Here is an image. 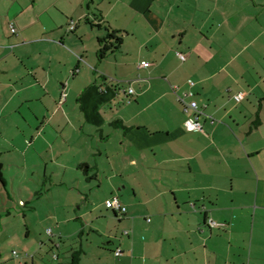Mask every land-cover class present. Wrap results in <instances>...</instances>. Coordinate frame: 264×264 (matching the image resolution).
<instances>
[{
    "label": "crops",
    "instance_id": "1",
    "mask_svg": "<svg viewBox=\"0 0 264 264\" xmlns=\"http://www.w3.org/2000/svg\"><path fill=\"white\" fill-rule=\"evenodd\" d=\"M86 2L0 0V248L16 207L36 210L16 192L45 184L76 192L47 215L66 235L48 245L57 264H264V0ZM100 174L126 207L104 204L119 236L81 209Z\"/></svg>",
    "mask_w": 264,
    "mask_h": 264
},
{
    "label": "rangeland",
    "instance_id": "2",
    "mask_svg": "<svg viewBox=\"0 0 264 264\" xmlns=\"http://www.w3.org/2000/svg\"><path fill=\"white\" fill-rule=\"evenodd\" d=\"M73 20L76 21L75 17ZM16 52L17 51H15V55ZM122 85L126 86V83H122ZM34 105L35 104H33V106ZM88 162L91 165V169L89 170V175H91L94 173L95 164L99 162V159L93 156L89 158ZM21 177L26 179L27 175H21ZM34 177L36 178V174ZM126 180H129V178H124V184ZM100 181L101 184L99 183ZM112 182H121V178H115ZM92 186L93 188H91V190L83 191L85 201L81 205L82 211L89 210L92 206H95L96 210L94 214H96V216H94V219L96 220H93L94 226L105 228L111 237L119 236L121 232H123V229L111 211L105 208L104 205L106 199H109L112 195H117L122 202L119 191H115L109 186V182L106 180V175L104 174H100L97 180L93 179ZM48 188L50 189V185L46 186L44 184L38 185L37 188L32 191L30 190L23 193L16 192V194L22 195L21 197L23 200H28L29 203H27V205L32 202L31 204H34L36 210L28 217L29 219H23L21 215L26 211L24 209L25 207H16L17 209L15 210L18 212V215L15 216V219L10 224L6 225L9 227V232L12 233L13 236H6L1 241L0 264H20V262H22V264H57V261L60 260V257L54 259L53 255L57 254V251L50 252L48 250V245L50 241L56 242L58 240V235H60L61 238H64L66 235H62L58 232L56 221L54 219H48L47 215L52 214L55 207L61 206L63 202L66 204L72 203L76 192L72 189H68V187L55 188L47 191ZM127 194L128 191H125V195ZM60 213L62 212L60 211ZM70 227L71 225L69 224L65 226L67 234L71 229ZM85 231L87 233L89 232L91 235H97L96 231H88V228H86ZM125 232L126 231H124V233ZM68 242L69 241H65V244L67 245ZM105 242L106 240L102 241L99 246L104 248ZM105 245L107 246L108 244ZM106 249L108 250V247ZM13 250L16 251V256L12 255Z\"/></svg>",
    "mask_w": 264,
    "mask_h": 264
},
{
    "label": "built area",
    "instance_id": "3",
    "mask_svg": "<svg viewBox=\"0 0 264 264\" xmlns=\"http://www.w3.org/2000/svg\"><path fill=\"white\" fill-rule=\"evenodd\" d=\"M75 21L70 19L68 21L67 24V30H73L75 28ZM9 28L10 31L12 33H14L16 31L15 26L12 22L9 23ZM176 55L178 56V58L180 60H184L185 59V55L183 53L180 52H176ZM146 63L143 61L141 62V65H145ZM189 85H193V82H189ZM175 87H173L174 89ZM126 95L130 96L134 93V90L132 89V87H128L127 89L123 90ZM65 96L64 93H62L61 99H63ZM187 96H192L191 92H185V93H180V94H176V100H178L181 105H182V109L185 113H192L190 116H187V118L184 121V126L188 131H200L202 130V126L201 124L198 122V115L200 113H202V111L200 110V108L198 107V104L195 100L193 99H186ZM244 97L243 93H236L235 95H233V98L235 101L239 102L240 100H242ZM105 205L111 209L114 212H118L120 214H124L126 212V207L120 202V199L117 195H113L112 197H110L108 200L105 201ZM190 205L193 207V204L190 203ZM207 224L209 226H214L215 223L214 221H212L211 219H207ZM121 253V250L119 248H117L114 251V255H119ZM16 251H12V255L16 256ZM54 258H56V255H54Z\"/></svg>",
    "mask_w": 264,
    "mask_h": 264
},
{
    "label": "trees",
    "instance_id": "4",
    "mask_svg": "<svg viewBox=\"0 0 264 264\" xmlns=\"http://www.w3.org/2000/svg\"><path fill=\"white\" fill-rule=\"evenodd\" d=\"M95 0H87L86 8L90 10ZM112 39V40H111ZM99 42L102 44V47L99 48L97 56L99 59H102L108 52L115 50L121 42V38L116 36L113 32L108 33L104 38L100 39ZM0 182L3 183V177L1 172L0 165Z\"/></svg>",
    "mask_w": 264,
    "mask_h": 264
},
{
    "label": "water",
    "instance_id": "5",
    "mask_svg": "<svg viewBox=\"0 0 264 264\" xmlns=\"http://www.w3.org/2000/svg\"><path fill=\"white\" fill-rule=\"evenodd\" d=\"M84 171L86 172V167H85Z\"/></svg>",
    "mask_w": 264,
    "mask_h": 264
}]
</instances>
